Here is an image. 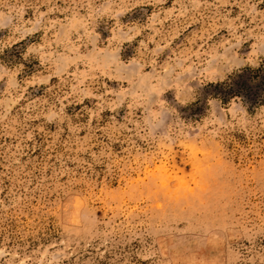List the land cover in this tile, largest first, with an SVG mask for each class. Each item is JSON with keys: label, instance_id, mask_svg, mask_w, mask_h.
<instances>
[{"label": "rangeland", "instance_id": "374dc122", "mask_svg": "<svg viewBox=\"0 0 264 264\" xmlns=\"http://www.w3.org/2000/svg\"><path fill=\"white\" fill-rule=\"evenodd\" d=\"M0 264H264V0H0Z\"/></svg>", "mask_w": 264, "mask_h": 264}]
</instances>
